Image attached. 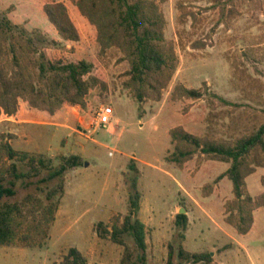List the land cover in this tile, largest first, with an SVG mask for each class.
<instances>
[{
  "label": "rangeland",
  "instance_id": "obj_1",
  "mask_svg": "<svg viewBox=\"0 0 264 264\" xmlns=\"http://www.w3.org/2000/svg\"><path fill=\"white\" fill-rule=\"evenodd\" d=\"M75 1L0 0L1 15L28 35L46 39L42 50L47 59L90 63L91 75L106 85L104 92L89 93L83 111L63 107L49 115L19 101L13 118L0 117V134L9 138L14 151L50 158L54 167L59 157H79L81 163L64 174L63 196L46 244L0 247V264H60L70 248L87 264H119L123 248L100 239L95 229L102 224L111 232L113 221L121 222L127 214L131 163L138 172L145 264H166L169 248L170 264H193L178 258L179 249L209 254L210 264H264V208L253 212L250 231L237 235L224 221L231 183L216 180L228 165L194 157L178 168L170 160L169 136L180 127L197 137L232 141L264 124V0H167L161 5L164 37L172 43L178 65L160 102L137 100L123 88L127 63L115 48L100 51L95 30L80 16ZM53 2L65 6L79 33L77 42L61 41L47 22L42 7ZM178 84L203 97L171 99ZM105 108L110 122L99 128L95 118ZM38 179L18 181L15 196L2 202H18L26 195L43 199L57 180L36 184ZM245 184L250 197L264 195V166L256 167ZM181 210L185 229L176 224ZM124 243L136 253L130 239Z\"/></svg>",
  "mask_w": 264,
  "mask_h": 264
},
{
  "label": "trees",
  "instance_id": "obj_2",
  "mask_svg": "<svg viewBox=\"0 0 264 264\" xmlns=\"http://www.w3.org/2000/svg\"><path fill=\"white\" fill-rule=\"evenodd\" d=\"M167 0H76L75 8L94 28L101 52L115 48L128 65L123 88L137 100L160 102L178 65L172 43L164 37L166 22L160 6ZM42 12L56 35L64 42H77L79 33L62 3L53 2ZM46 39L28 35L0 14V117L13 118L19 101L53 115L63 107L85 110L91 91L104 92L106 85L91 75L93 66L85 61L63 63L46 58L42 48ZM53 44H56L54 42ZM196 45H194L195 48ZM198 47L196 49H201ZM173 100H200L203 93L178 84L171 92ZM222 106L228 103L216 95ZM173 151L171 162L182 168L194 157L205 162L227 164L228 169L216 180L226 178L231 183L232 199L224 205L225 223L237 235H246L253 224V212L264 208V195L249 196L245 180L264 166V124L249 135L232 141H214L191 135L177 127L169 131ZM9 138L0 134V247L39 248L46 244L64 192V174L81 166L79 157H59L53 160L40 155L16 152ZM18 165L26 167L19 171ZM129 194L127 214L121 222L115 219L109 226L98 224L100 239H109L123 248L119 264H145L147 244L145 226L138 219L140 193L138 172L133 163L128 166ZM46 172L44 177L42 173ZM41 177V178H40ZM39 178V179H38ZM38 179L36 184L57 180L44 198L26 195L18 202H2L15 196V183ZM186 216L176 215L177 226L186 228ZM132 241L136 253L125 243ZM177 256L193 264L211 263L209 254H193L179 249ZM169 248L166 264H170ZM60 264H87L75 248L67 250Z\"/></svg>",
  "mask_w": 264,
  "mask_h": 264
},
{
  "label": "built area",
  "instance_id": "obj_3",
  "mask_svg": "<svg viewBox=\"0 0 264 264\" xmlns=\"http://www.w3.org/2000/svg\"><path fill=\"white\" fill-rule=\"evenodd\" d=\"M110 110L109 108L99 110V113L96 115L95 124L99 128H107L110 122Z\"/></svg>",
  "mask_w": 264,
  "mask_h": 264
},
{
  "label": "water",
  "instance_id": "obj_4",
  "mask_svg": "<svg viewBox=\"0 0 264 264\" xmlns=\"http://www.w3.org/2000/svg\"><path fill=\"white\" fill-rule=\"evenodd\" d=\"M178 214H183V211L181 210V211H179V213Z\"/></svg>",
  "mask_w": 264,
  "mask_h": 264
}]
</instances>
